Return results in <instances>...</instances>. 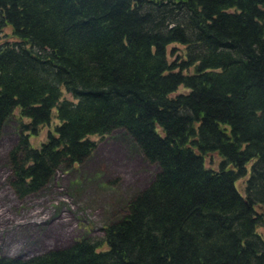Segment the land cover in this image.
Instances as JSON below:
<instances>
[{
  "label": "trees",
  "instance_id": "obj_1",
  "mask_svg": "<svg viewBox=\"0 0 264 264\" xmlns=\"http://www.w3.org/2000/svg\"><path fill=\"white\" fill-rule=\"evenodd\" d=\"M17 109L20 198L117 129L158 172L103 238L0 264H264V0H0V134Z\"/></svg>",
  "mask_w": 264,
  "mask_h": 264
},
{
  "label": "rangeland",
  "instance_id": "obj_2",
  "mask_svg": "<svg viewBox=\"0 0 264 264\" xmlns=\"http://www.w3.org/2000/svg\"><path fill=\"white\" fill-rule=\"evenodd\" d=\"M4 33L12 31L7 28ZM169 48L170 60H174L184 46L175 43ZM187 91L180 86L179 92ZM19 113L17 109L0 134V257L28 259L68 248L85 236L103 238L104 227L127 213L129 200L145 190L158 172L130 135L117 129L104 137L93 136L97 147L84 162L69 171L58 169L44 189L20 198L10 185L8 162L19 139ZM51 128H41L31 142L39 146ZM219 158L207 156L206 166L216 169ZM244 180L238 185L242 187ZM258 211L264 216V210ZM258 230L264 236V224Z\"/></svg>",
  "mask_w": 264,
  "mask_h": 264
}]
</instances>
